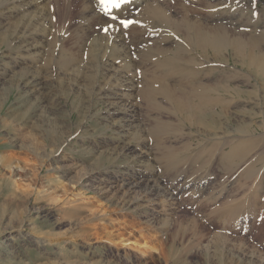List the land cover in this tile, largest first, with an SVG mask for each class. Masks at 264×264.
<instances>
[{
    "label": "rangeland",
    "instance_id": "obj_1",
    "mask_svg": "<svg viewBox=\"0 0 264 264\" xmlns=\"http://www.w3.org/2000/svg\"><path fill=\"white\" fill-rule=\"evenodd\" d=\"M52 1L19 14L0 7V264H264V77L240 68L228 46L202 50L133 16L127 28L104 13L107 21H94L85 13L102 10L90 0H77L49 26ZM196 1L161 0L160 9L180 26L186 15L208 24L210 10ZM246 4L263 26L264 0ZM42 14L34 59L13 48L11 26ZM237 20L214 19L207 28L247 25ZM115 33L136 81L125 129L114 126L103 95L108 79L97 73L96 58ZM252 41H243L244 51L258 58L264 40ZM72 59L79 66L68 69ZM200 62L205 68L188 77V65ZM169 93L191 101L194 115L177 110ZM195 94L214 102L201 104ZM241 138L248 140L238 157L232 151Z\"/></svg>",
    "mask_w": 264,
    "mask_h": 264
},
{
    "label": "bare ground",
    "instance_id": "obj_2",
    "mask_svg": "<svg viewBox=\"0 0 264 264\" xmlns=\"http://www.w3.org/2000/svg\"><path fill=\"white\" fill-rule=\"evenodd\" d=\"M42 1L43 0H4L3 3H1L2 5H0V7H1L2 11L3 10L4 11L5 10L6 11L14 10L16 12V14H19V13L27 12L30 9L38 8V5ZM90 1L93 2V5H97L102 10L101 13H99L97 11H92V10H88L86 13L84 11V13L88 14V16L91 19H93L94 21H96V20L107 21L103 17L102 13L105 14V17L108 20H112V21H115L117 23H120L121 20L129 18L130 16L131 17L133 16L134 21H136V22H140L141 20H144L145 22H148L151 24L155 23V24H161L163 26H167L170 29L174 30V33L176 36L182 34L183 36H185V38H188V39L191 38L192 40H195V42H197L198 45L193 44L194 47L197 46L196 48H200L202 50H208L209 49V50L217 52L223 47V45H224L225 49L228 46L229 48H231V51L233 50V53H235L237 56H239V58H241V59H239L241 62L240 68L244 67V68L248 69L249 71L251 70V72L256 73L257 76L264 77V53L261 50L259 51V49L257 47V50H258L257 52H259L258 53L259 55L257 58L252 54L251 51H248V50L244 51L247 44H246V46H243V45H245L243 41H246V43H247V41L254 40V42L252 41V43L255 44L256 41L261 42L264 40V27H263L264 25L260 27L259 23L261 21H260L258 14H254L257 16H256V18H253V16H252L253 9H252V7H249L246 4V0H203V4H204L205 8L210 10V11L206 12L208 14L207 18L210 20L208 22V24L213 23L214 19L217 21L216 23H218V22H222V21H219L220 18H224V19L228 18L229 19L231 17H236L238 19L237 21L241 22L242 20H245V19L248 20L247 15H250L251 21L248 20L246 24L247 25H253V28L251 30L252 33L250 32L251 34L249 33V30H248L251 27L247 28V25H245V27H243V29L240 28V30H238V31L235 30V32H231V30L230 31H224L223 28H221L219 25L218 31L212 29V31L210 32L209 28H207L208 24H206L204 22H199V21L197 22V21L193 20L192 18L190 19L188 15H186L187 19L185 18V20L182 22V25L180 26V25L176 24L174 21L170 20L166 14L161 12L160 8H161V5L163 3V2H161V0H120V7L119 8H113L108 12L105 11L104 7L100 3V0H90ZM167 1L169 3H173L176 0H167ZM189 3L191 5H193L195 3L197 4V1L196 0H189ZM52 5H53L52 15L49 16V13H47L49 26H51L52 23H54L55 21H57L63 17L69 16L74 11V9L76 8L77 0H53ZM2 11H0V13ZM85 14L81 16V19H83V20L85 19ZM188 14H190V12ZM14 16H16V15H14ZM113 17H116V19H113ZM43 19H44V14H42L41 17H36L35 19H32L31 21L25 22V23L21 22L20 20H17L20 22L11 26L13 29L12 34L16 35V37H14V40H16V42L18 43L17 46L14 45L13 48H15V47L17 49L21 48V49H24L26 52H29V53L33 51V53H30V55H34V56H31V57L34 59L35 58L38 59L39 58L38 54L40 52L39 51L35 52V50H37L42 45V41H41L42 39H41V37L38 38V34L40 33V31L36 29V26L41 25L43 27V30L41 31V33L43 34L45 32V25L39 24V22H38V20L41 21ZM129 20H131V19H129ZM194 25L196 27L200 25L203 28L201 30L198 27V29H200V31L194 32L192 30ZM225 28H227V27H225ZM259 28H261V29H259ZM203 29H206V30L203 31ZM257 29H258V31H257ZM191 31H192V33H191ZM216 32L219 34L215 35ZM246 32L250 34V35H248L249 37H247ZM41 33H40V35H41ZM191 34H192V36H190ZM193 36H195V38ZM44 37L45 36H43V38ZM192 40H190V41L193 43ZM29 41H32L30 45L28 44ZM121 41H122L121 36L117 35V33L109 36L105 40L106 44L105 45L103 44V47L104 48L106 47V50L104 52H102L101 56H99L100 57L99 60L96 58V62H100V63H98V64H100V67H99L97 73H100V76L101 77L103 76L102 78L108 79L106 82V85L108 84V87H109L108 90L109 91H106L103 95L106 97L105 98L107 100L106 103L108 105L110 104V107L113 109V112H111V113L115 114V116L118 117L117 121H115V123H114L115 124L114 126H118V128L125 129L124 127H128L127 117H131L133 112H134L133 104H131V98H130L131 93L130 92L134 89V84L136 81L134 80V78L130 74V70H129L130 65L128 66L127 62H124L126 59V56L122 55L121 49H117L118 45L122 44ZM145 41L147 42V40L144 39V42ZM257 43L258 42H256V44ZM99 44L100 43H98V46H99ZM189 45H191V43H189ZM239 45H241V46H239ZM100 47H102L101 44H100ZM224 48H222V49H224ZM250 48H252V47H250ZM9 49H10V47H9ZM101 51H102V48H101ZM36 53H38V54H36ZM106 53H108L107 57H105ZM220 54H222V53H220ZM250 54H251V57H250ZM99 55H100V53H99ZM235 60H234V62L238 61V60L237 61H235ZM73 61H75V60L72 59V62L66 63V64H68V66H67L68 69L72 68L76 64V62L74 64ZM91 61H89V62H91ZM223 61H224V59H223ZM89 62L87 64H89ZM94 62L95 61H92L91 63L94 64ZM203 64H204V66H203ZM205 64H207V62H204V63L200 62L197 67L192 66V63L189 64L188 67L196 68V70H194L192 68H190V69L188 68L189 70H187L186 75L188 77L191 76V78L195 79V77H197L195 75H197L200 72L199 69H201L203 67L205 68ZM76 65L79 66V64H76ZM96 66H97V64H96ZM185 67H187V66H185ZM77 68H80V67H77ZM178 68H180V67H178ZM74 69H72V70H74ZM176 69L177 68L174 66L171 68L169 67L170 72H172V71L174 72ZM55 70L59 71L60 69H55ZM111 73H112V75L110 77H108V75ZM193 75L195 77H193ZM22 77H25V75L21 76L20 78H22ZM20 78L18 79V82L20 81ZM193 79H192V81H193ZM21 81H22V79H21ZM162 94H164V93L162 92ZM197 96H198V94H195L194 98H196V100L199 101L201 104H213V102H214V99H212V98H210V99L208 98L209 100L208 99L204 100L202 97L197 98ZM168 99L174 100V103L176 104L175 106H176L177 110H179V111L188 110V112H190V114H188V115H190V116L194 115V113L192 112L193 108H192L191 101L183 100V99L178 98V97L171 98L170 93H169ZM198 111H199L198 116L200 115L201 112H203V114H204L205 108L203 106H201V107H199ZM243 127H245V126H243ZM243 127H242V133H246L245 128H243ZM260 139L264 141V137H260ZM247 140H248V138H247ZM244 141H245V139L241 138V140H237L235 142L234 145H236V146L233 148V151H232V152H234V155H237L238 157L240 156V153L242 152L241 147H243V145H245V144L241 145L240 143L244 142ZM125 150H127L128 152L132 151L131 148L128 146L125 148ZM224 156H226L227 158L231 157L228 154H225ZM224 156H223L224 161H227ZM240 157H242V156H240ZM148 181H150V180L148 179ZM155 186L158 187L157 184ZM162 193H164L165 195H169V197L170 196L173 197L172 195H174V193L172 191H170V189L162 191ZM171 197H170V199H171ZM238 210H237V212H238ZM235 212H236V209H235V207H233L232 209H226V211L224 210V213L223 212L220 213L219 216L223 217V216H227L229 214H234ZM179 230L183 231L182 228H180ZM141 246H142V248L147 247L148 242L146 241V242L142 243Z\"/></svg>",
    "mask_w": 264,
    "mask_h": 264
},
{
    "label": "snow or ice",
    "instance_id": "obj_3",
    "mask_svg": "<svg viewBox=\"0 0 264 264\" xmlns=\"http://www.w3.org/2000/svg\"><path fill=\"white\" fill-rule=\"evenodd\" d=\"M100 3L104 7L105 11L108 12L113 8H119L120 7V0H100ZM113 19H116V17H113ZM132 22L131 21H124L121 20L120 24L127 28Z\"/></svg>",
    "mask_w": 264,
    "mask_h": 264
}]
</instances>
